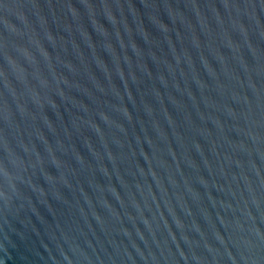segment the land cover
<instances>
[{
    "label": "water",
    "instance_id": "1",
    "mask_svg": "<svg viewBox=\"0 0 264 264\" xmlns=\"http://www.w3.org/2000/svg\"><path fill=\"white\" fill-rule=\"evenodd\" d=\"M0 264H264V0H0Z\"/></svg>",
    "mask_w": 264,
    "mask_h": 264
}]
</instances>
